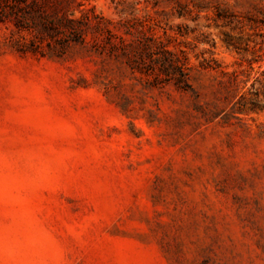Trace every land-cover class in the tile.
<instances>
[{
    "label": "rangeland",
    "instance_id": "1",
    "mask_svg": "<svg viewBox=\"0 0 264 264\" xmlns=\"http://www.w3.org/2000/svg\"><path fill=\"white\" fill-rule=\"evenodd\" d=\"M13 9L0 0V264H264V0H72L182 51L193 94L89 33L31 52Z\"/></svg>",
    "mask_w": 264,
    "mask_h": 264
},
{
    "label": "trees",
    "instance_id": "2",
    "mask_svg": "<svg viewBox=\"0 0 264 264\" xmlns=\"http://www.w3.org/2000/svg\"><path fill=\"white\" fill-rule=\"evenodd\" d=\"M9 1L14 4L15 22L18 27L24 20V17L16 13L18 7L23 5L29 11L25 18L28 25L21 28L32 36L27 46L31 52H36L38 46L44 43L48 54L60 57L68 43L85 46L86 36L89 33L92 35L90 47L99 54L106 53L116 59H123L130 71L145 77L149 85L153 87L170 85L178 92L194 93L191 85V67L186 55L182 51L169 49L156 37L133 39L130 29H120L109 20L94 14L90 9H80V15L74 16L75 9L68 13L72 0ZM49 4H51L50 11L45 13L43 9ZM82 5L78 3L76 8ZM227 45L236 54L245 53L248 50L247 44L241 47L229 39H227ZM222 75L226 77L225 81L220 82L225 91L222 101L229 102L235 96L237 75L235 72H222ZM194 105L199 109L204 121L210 122L208 113L198 105Z\"/></svg>",
    "mask_w": 264,
    "mask_h": 264
}]
</instances>
